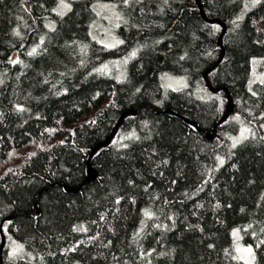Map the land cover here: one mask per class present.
<instances>
[{
	"label": "trees",
	"instance_id": "obj_1",
	"mask_svg": "<svg viewBox=\"0 0 264 264\" xmlns=\"http://www.w3.org/2000/svg\"><path fill=\"white\" fill-rule=\"evenodd\" d=\"M99 1L124 17L113 47L92 38ZM199 1L221 47L197 0H0L2 264H245L234 229L264 264V0L242 17L243 0ZM132 50L123 80L99 68Z\"/></svg>",
	"mask_w": 264,
	"mask_h": 264
},
{
	"label": "rangeland",
	"instance_id": "obj_2",
	"mask_svg": "<svg viewBox=\"0 0 264 264\" xmlns=\"http://www.w3.org/2000/svg\"><path fill=\"white\" fill-rule=\"evenodd\" d=\"M130 1V0H125ZM244 8L240 13L242 17L246 12L251 10L259 0H243ZM71 3L63 1L55 8V12L63 15L70 8ZM93 11L97 19L92 24V38L105 47H113L121 42L116 35L115 30L123 22L124 17L114 2L99 1L94 3ZM52 25H49L52 28ZM136 51L132 50L127 55L114 60L110 65L103 64L99 67L105 75L114 76L117 80H123L125 77L126 65L135 57ZM250 75L248 84L253 91L252 85L261 83L264 80V60L260 57H252L250 61ZM99 69V70H100ZM163 87L167 90H180L187 86V79L183 76L163 75ZM251 135L248 127L241 123L235 135L231 136V147L236 146L245 138ZM235 244V256L245 264H251L254 259V251L250 245L241 242V236L238 229H234L231 233Z\"/></svg>",
	"mask_w": 264,
	"mask_h": 264
},
{
	"label": "water",
	"instance_id": "obj_3",
	"mask_svg": "<svg viewBox=\"0 0 264 264\" xmlns=\"http://www.w3.org/2000/svg\"><path fill=\"white\" fill-rule=\"evenodd\" d=\"M197 3H198V10H199L200 13H201V17H202L205 21H207V22H209V23L218 22V23H220V24L222 25V33H221V35L219 36V39H218V46L221 47V38H222V36H223V34H224L225 30H226V26H225V24L222 23V22L219 21V20H216V19H214V20H212V19H211V20H207L205 14H204L203 11H202V7H201V3H200V1L197 0ZM222 56H223V52L221 53V55H220V57H219L217 63L214 64L211 68H209V69L206 71V73L209 72V71H211V70H213V69H215V67L217 66V64H218V63L220 62V60L222 59ZM206 73H204V75H203V79H204V81H205V83H206L207 88H208L209 91H211V92H216V90H213V89L210 87V85H209V83H208V81H207V79H206ZM226 96H227V99H228V102H229V108H228L227 112L225 113V115H224V116L218 121L217 124L223 122V121H224V120H225V119L231 114V112L233 111V103H232V101H231V99H230V96H229L228 92H226ZM165 112L170 113L171 111H170L169 109H166ZM127 114H135V111L130 110V111L124 112V113L120 116V119L118 120L117 124L115 125L114 129L112 130L110 136H109L105 141H103V142L100 144L101 147H105V146L107 145L108 140H109V139L115 134V132H116V131L118 130V128L120 127L122 118H123L124 116H126ZM184 121H185V122H189V121L186 120V119H185ZM190 123H191V122H190ZM217 124H216V125H217ZM193 125L196 126L195 124H193ZM216 125L213 126V128H212V132H211V133H206V138H207L208 140H212V139L214 138L215 133H216V132H215V127H216ZM97 147H98V145L95 146V147L93 148V150L91 151V153H90V155H89V158L93 155V153L95 152V150H96ZM87 170H88V171H87V177H86V179H85V182H90V181H92V180L95 179V177H96V173H95V170L92 168V166L89 164V159H88V162H87ZM10 219H11L10 217H7V218H6V220H10ZM4 246H5V238H4L3 235H1V244H0V264H2V257H1V255H2V251H3V249H4Z\"/></svg>",
	"mask_w": 264,
	"mask_h": 264
}]
</instances>
